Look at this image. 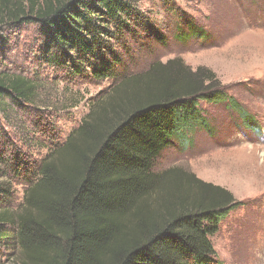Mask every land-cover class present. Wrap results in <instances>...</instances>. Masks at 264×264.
<instances>
[{
	"label": "trees",
	"instance_id": "obj_1",
	"mask_svg": "<svg viewBox=\"0 0 264 264\" xmlns=\"http://www.w3.org/2000/svg\"><path fill=\"white\" fill-rule=\"evenodd\" d=\"M135 4L18 0L10 5L1 0L0 23H39L44 63L84 76L85 66L111 51L109 40L128 21L139 20ZM189 29L192 35L198 32L193 25ZM93 76L110 79L111 67L94 69ZM218 87L209 69L186 71L180 61L154 64L143 76L122 79L30 173L16 152L25 142L14 141L8 118L34 106L40 85L0 71V177L11 184L0 183V248L10 251L16 239L19 254L13 264H223L212 237L239 202L181 169L155 171L174 140L206 128L201 102H232ZM30 130L34 138H45L35 151L40 154L55 130L44 125ZM27 174L31 180L23 204L14 209L12 184Z\"/></svg>",
	"mask_w": 264,
	"mask_h": 264
},
{
	"label": "rangeland",
	"instance_id": "obj_2",
	"mask_svg": "<svg viewBox=\"0 0 264 264\" xmlns=\"http://www.w3.org/2000/svg\"><path fill=\"white\" fill-rule=\"evenodd\" d=\"M15 3L10 0V5ZM135 7L139 20L128 21L109 40L111 51L104 50L84 67V76L76 77L44 63L39 23H0V71L40 85L34 106L8 118L14 141L25 142H18L16 152L33 172L122 79L143 76L154 64L180 61L186 71L209 69L232 102H201L206 128H193L174 140L155 171L181 169L230 192L239 206L212 237L217 258L223 264H264V0H136ZM191 25L198 29L196 35ZM106 64L112 77L96 79L94 69L101 71ZM34 125L55 130L52 144L40 154L35 151L45 138H34ZM25 177L12 184L14 209L23 204L31 180L30 174ZM0 183L11 185L5 177ZM7 231L11 237L16 234L14 227ZM11 242L10 251L0 248V264L16 263L19 249L16 239Z\"/></svg>",
	"mask_w": 264,
	"mask_h": 264
}]
</instances>
